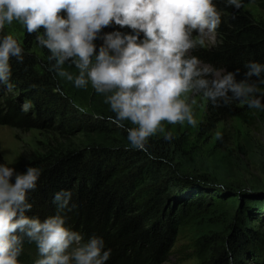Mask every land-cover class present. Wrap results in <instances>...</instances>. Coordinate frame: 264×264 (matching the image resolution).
<instances>
[{"label": "clouds", "instance_id": "1", "mask_svg": "<svg viewBox=\"0 0 264 264\" xmlns=\"http://www.w3.org/2000/svg\"><path fill=\"white\" fill-rule=\"evenodd\" d=\"M224 3L236 10L243 6L242 0ZM14 21L28 35L35 33L38 44L48 50L53 62L49 71L78 89L90 84L104 97L114 114L108 117L110 123L127 133L133 150L151 155L149 140L158 133L171 141L165 122L196 126L192 105L184 98L188 93L202 94L214 106L239 101L264 110V93L258 94L252 80L261 77L264 64L248 62L238 80L239 69L220 73L189 56L221 24L214 0H0V32ZM110 25L131 32L101 34ZM97 39L102 40L98 50ZM23 54L13 35L0 36V86L9 91L10 59L22 62ZM65 64L78 74L65 71ZM31 108V101L21 105L24 113ZM40 176L35 166L18 173L0 163V264H19L25 237L36 244L39 258L34 264H107L111 251L102 237L85 241L65 226L59 212L43 221L26 215L32 209L27 194L36 189ZM71 197V191L61 190L53 203L67 208Z\"/></svg>", "mask_w": 264, "mask_h": 264}, {"label": "trees", "instance_id": "2", "mask_svg": "<svg viewBox=\"0 0 264 264\" xmlns=\"http://www.w3.org/2000/svg\"><path fill=\"white\" fill-rule=\"evenodd\" d=\"M214 4L221 14V24L216 29L219 43L208 50L197 46L190 54L218 71L239 69L237 79H242L245 64L250 61L264 64V0L257 1L261 10L259 19L241 9L226 7L224 0H214ZM25 35L26 40L36 39L35 33L28 35L25 30ZM21 63L10 59L11 83L19 94L13 97L2 93L0 126L23 132L45 131L68 139L66 136L72 131L65 116L37 93L35 78L21 73ZM252 80L257 84L258 94L264 93L261 82L264 73ZM19 101H31V110L22 112ZM244 108L239 101L214 106L207 100V115L199 130L208 133L229 119L242 120ZM172 136L171 141L150 138L151 155L133 150L129 144L125 148L92 144L81 147L79 141L77 146L64 143L45 155L31 158L17 171L24 173L29 166L41 171L36 189L27 194L32 209L26 215L43 221L59 212L65 217V226L80 232L85 241L91 236L102 237L105 249L111 251L107 264H163L185 215L183 207L190 202L197 211L203 210L207 194L201 187L212 185L207 177L198 179L175 169V159H182L189 140ZM61 190L72 193L64 209L53 203L55 193ZM247 239L252 241L250 235H234L226 242L228 248L207 264H236L235 251H241ZM37 257L36 244L25 237L19 264H32Z\"/></svg>", "mask_w": 264, "mask_h": 264}, {"label": "rangeland", "instance_id": "3", "mask_svg": "<svg viewBox=\"0 0 264 264\" xmlns=\"http://www.w3.org/2000/svg\"><path fill=\"white\" fill-rule=\"evenodd\" d=\"M257 1L242 0L241 10L259 19L261 10ZM116 30L131 32L127 27L110 25L102 29L101 34ZM8 34L13 35L24 50L21 73L35 78L37 93L56 105L72 133L65 139L45 131L23 132L0 126V163L17 172L22 163L60 148L64 143H76L77 146L81 141V147L92 144L105 148H125L129 144L127 133L110 123L108 117L114 114L104 103V97L90 84L78 89L66 78L49 71L53 63L48 59L50 53L36 39L26 40L25 29L18 22L6 25L0 32V36ZM94 43L98 50L102 40L97 39ZM218 43L215 30L205 37L202 46H198L208 50ZM201 66L209 67L203 63ZM64 70L74 76L78 74V70L69 64L64 65ZM2 93L13 97L19 94L0 86V99ZM184 98L192 105L196 126L187 122L183 125L165 122L163 125L165 132L189 140L184 146L182 159H175V169L194 178L207 177L212 185L201 187L207 194L203 210L197 211L190 202L183 207L185 215L179 222L177 236L163 264H207L221 250L228 248L226 242L239 234L250 235L252 241L247 239L242 250L235 251L236 264H264V110L250 109L241 103L245 107L244 119H229L216 130L202 133L199 127L207 115V99L196 93H188ZM18 104L21 108L23 101ZM160 137L163 135L158 133L151 138Z\"/></svg>", "mask_w": 264, "mask_h": 264}]
</instances>
